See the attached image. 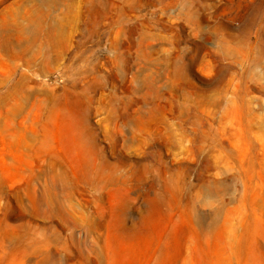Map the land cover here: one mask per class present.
Instances as JSON below:
<instances>
[{
  "label": "rangeland",
  "instance_id": "1",
  "mask_svg": "<svg viewBox=\"0 0 264 264\" xmlns=\"http://www.w3.org/2000/svg\"><path fill=\"white\" fill-rule=\"evenodd\" d=\"M0 264H264V0H0Z\"/></svg>",
  "mask_w": 264,
  "mask_h": 264
}]
</instances>
